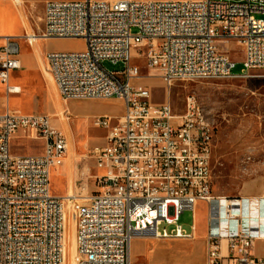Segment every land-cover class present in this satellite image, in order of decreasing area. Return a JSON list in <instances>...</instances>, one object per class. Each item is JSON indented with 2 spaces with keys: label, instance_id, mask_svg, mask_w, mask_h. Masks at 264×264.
Returning <instances> with one entry per match:
<instances>
[{
  "label": "built area",
  "instance_id": "obj_1",
  "mask_svg": "<svg viewBox=\"0 0 264 264\" xmlns=\"http://www.w3.org/2000/svg\"><path fill=\"white\" fill-rule=\"evenodd\" d=\"M43 23L41 36L26 38L29 46L40 40L86 43L81 53L44 56L60 98L118 100L126 112L116 124L106 117L93 120L107 131L105 147L88 155L103 175L94 177L99 191L82 205L74 196L52 193L53 170L70 152L64 131L49 115L10 109L0 114V264H66L74 232L77 264H132L139 236L194 240L197 226L186 232L180 221L200 204L207 207L206 264H264L255 254L257 243L264 244V197L214 194L215 122L208 113L200 118L194 96L183 114L170 102L154 105L151 92L138 85L140 68L132 65L146 60L150 76L169 88L264 73V0H45ZM3 40L0 83L8 94H19L9 83L22 67L23 39ZM223 43L239 45L245 57L241 74L219 49ZM106 62L125 68L109 72ZM61 116L71 121L69 110ZM20 134L43 142L44 153L14 155L12 141Z\"/></svg>",
  "mask_w": 264,
  "mask_h": 264
},
{
  "label": "rangeland",
  "instance_id": "obj_2",
  "mask_svg": "<svg viewBox=\"0 0 264 264\" xmlns=\"http://www.w3.org/2000/svg\"><path fill=\"white\" fill-rule=\"evenodd\" d=\"M9 1L20 12L25 24L24 27L22 21L10 20L15 34L24 33L19 36L23 39L20 41V56L24 64L36 68L38 57L49 52L81 53L86 50L85 41L80 39L40 40L35 46H29L26 41L28 35L41 36L44 30L45 0H20V3L16 0ZM218 46L237 63L235 74H241L245 57L239 45L223 43ZM146 64L144 59L132 61V65L141 70L142 78L138 85L151 92L154 105L160 106L170 102L177 114H183L187 99L194 96L206 115L208 113L215 122L212 158L214 194L230 198L264 196V73L256 72L248 79L179 82L169 88L154 77V74L150 76ZM104 68L109 72H121L125 65L106 62ZM13 78L12 83L24 89L22 95L12 96L10 110L26 115H49L54 126L62 129L69 138V155L53 170V195L62 199L74 196L78 205L84 204L86 198L99 191L94 176L103 175V171L95 170V160L88 156L96 145H106L103 140L104 131L96 129L93 120L105 113H120L121 106L115 102L65 103L60 98L47 67L44 72L17 71ZM6 98L5 87L0 86V114L4 110ZM65 110L72 113L69 122H63L61 112ZM40 145L34 141H18L13 147V152L31 155L34 151L32 147ZM248 159L252 161L250 164ZM180 224L186 232H193L197 226L196 238L191 241H160L139 236L132 244V264H206V205L200 204L195 213L185 212ZM169 232H173L172 227ZM69 234L70 237L73 235L72 223L69 226ZM72 243L67 264H77L75 232Z\"/></svg>",
  "mask_w": 264,
  "mask_h": 264
},
{
  "label": "crops",
  "instance_id": "obj_3",
  "mask_svg": "<svg viewBox=\"0 0 264 264\" xmlns=\"http://www.w3.org/2000/svg\"><path fill=\"white\" fill-rule=\"evenodd\" d=\"M11 19H14L16 21H22V23H23V25L25 27L23 18L21 16L20 12L15 7V5L11 1H9V0H0V46L4 45L3 38H5V37H19V36H22L24 34L23 32L21 34H19V35L15 34L16 32L13 30V27L10 24V20ZM19 59L21 61L22 67H21L20 70H17L18 72L24 71V70L27 71V72H31L33 70H39V71L41 70L42 72H44L45 69H46V67H47L46 62L44 60V56L38 57V66L36 68H31L28 64H24L22 62L21 56H20ZM17 71H13L11 73L9 85L11 87H18V88H20L21 92L19 94H8L7 87L5 85H3V84L0 83V86L5 87V89H6V96H7L6 101H5V104H4V110L1 112V114L5 113L8 109H10L9 106H10V100H11L12 96H20V95L23 94L24 87H21L19 85H16V84H13L12 83V79H14L13 78L14 73L17 72ZM85 102H87V101H85ZM88 102H100V103L115 102V103H118L121 106V108H122V111L120 113L110 112V113H105L102 116H98V117H106V118L111 119L112 120V124L118 123V120L121 119L125 115V112H126L125 105L121 101H118V100H111V101H88ZM63 112L64 111L61 112V115H62ZM23 115H26V114H23ZM33 115H35V114H33ZM44 115H46V114H44ZM71 115H72V113H71ZM99 130H103V129H99ZM103 131H104V134H105V137H104L103 140L106 143L107 131H105V130H103ZM23 140H28V139L26 137H24L23 134H20V135H18L12 141V148H11V150H12V153L14 155H20V153L17 154L15 152H13V147L18 143V141L20 142V141H23ZM28 141H31V140H28ZM36 143H39L41 145L40 146H37V147H34V148L32 147V150H34L33 151V154H31V155L21 154L20 156L42 155L44 153V144H43V142H36ZM23 145H25V144H21V145L19 144V146H23ZM98 145H100V144H98ZM213 148H214V145H213ZM212 158H213V153H212ZM95 170L98 172V170L96 168H95ZM97 175H95V176H97ZM261 197H264V196H261ZM261 197H259V198H261ZM58 198H60V197H58ZM256 198H258V197H256ZM131 249H132V247H131ZM255 254L258 257H264V244L262 242H258L257 243L256 250H255Z\"/></svg>",
  "mask_w": 264,
  "mask_h": 264
},
{
  "label": "bare ground",
  "instance_id": "obj_4",
  "mask_svg": "<svg viewBox=\"0 0 264 264\" xmlns=\"http://www.w3.org/2000/svg\"><path fill=\"white\" fill-rule=\"evenodd\" d=\"M16 2L20 3V0H16ZM28 37H31L33 38L34 37V34H30L28 35ZM49 76L51 77V75L49 74ZM52 78V77H51ZM53 80V79H52ZM200 118H207V115L205 113V111L203 110V108L201 107L200 105ZM249 161H251V159H249ZM70 198H72L73 196H69ZM67 197V198H69ZM76 247H77V244H76ZM68 256H69V250L67 249V254H66V264L68 263ZM78 261V260H77Z\"/></svg>",
  "mask_w": 264,
  "mask_h": 264
}]
</instances>
